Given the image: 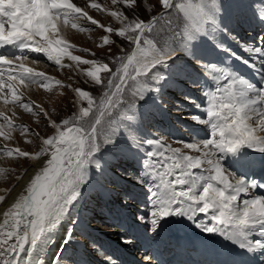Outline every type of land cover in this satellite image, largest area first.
<instances>
[{"label":"snow or ice","instance_id":"snow-or-ice-1","mask_svg":"<svg viewBox=\"0 0 264 264\" xmlns=\"http://www.w3.org/2000/svg\"><path fill=\"white\" fill-rule=\"evenodd\" d=\"M111 4L109 9L98 0H89L84 6L74 0H0V48L12 46L42 53L59 68L74 67L86 77L85 83L102 90V95L94 96L84 88L73 89L78 109L58 123L34 101L24 102L20 91L21 86L28 88L34 83L50 91L53 78L29 67L27 57L0 55V66L7 67V72L0 71V101L18 105L27 113L42 114L55 130L41 137L42 146L35 153L0 147V153L8 158L36 161L33 175L10 204L14 189L0 195V205H7L0 212V264H44L42 256L52 234L88 183L89 166L101 167L98 154L116 146L121 134H126L130 145L141 146L134 128L136 101L160 91L156 85L165 76L159 69H168L181 59L177 53L185 54L187 63L208 81L209 87L202 90L207 119H193L210 129L211 138L179 142L182 148L160 139L143 142L150 146L144 166L146 176L153 181L152 230L156 231L167 217L195 220L203 213L209 223L196 225L203 232L218 234L247 252H264V196L238 203L241 193L255 185L227 173L219 158V154L237 155L241 149L264 154V47L245 49L260 58L257 68L216 43V33L221 31L217 0H156L155 5L144 9L145 14L152 12L147 20L137 15L143 0H111ZM89 8L107 14L119 27L100 23L89 14ZM257 17L264 23V7ZM82 19L106 33L100 48L113 45L116 37L127 42L128 49L108 62L73 55L70 49L77 46L64 38V31L69 27L88 31L79 23ZM205 39L250 67L257 80L251 81L230 65L204 62L196 42ZM65 58L73 64H65ZM54 83L62 84L58 79ZM0 120V138L11 139V131L17 126L3 111ZM29 133L31 129L22 126V134ZM3 172L5 169L0 168ZM66 236L65 244L72 239L71 231L66 230Z\"/></svg>","mask_w":264,"mask_h":264},{"label":"rangeland","instance_id":"rangeland-1","mask_svg":"<svg viewBox=\"0 0 264 264\" xmlns=\"http://www.w3.org/2000/svg\"><path fill=\"white\" fill-rule=\"evenodd\" d=\"M219 1L220 11L218 14L224 21V26L234 28L235 25H233L231 22V17H229V14L227 13L224 2L230 3L231 14H233L236 4L231 3V0ZM88 2H85V4H87ZM98 2L109 9L113 7L110 3V0H98ZM155 3L156 0H143L142 8L138 10L137 15L147 20L152 15V12H148L147 14H145L144 9L151 8L153 5H155ZM146 4H148V7L146 6ZM87 10L89 11V14L93 16V18L97 19L105 26L111 25L113 27H119L118 24H115L112 20H110V17L107 14H102L90 8ZM79 23L81 24V26L89 30L80 32L69 27L66 29L68 30V33L64 34L65 39L68 38L67 40L71 44L77 46L74 49H70L73 55H80L85 59L95 58L108 62L111 61L114 57L118 56V53H121L128 49L127 42H121L120 39L116 37H113V39L116 41L113 45L100 48L98 45L101 43V37L106 33L102 29L92 26L90 22L86 20L82 19L79 21ZM221 26L222 28L227 29L223 25ZM220 30L221 31L216 33V42L219 37L222 40L230 43L227 35L223 33L221 28ZM252 31V29L246 30L245 35H252L253 33H255ZM238 36L239 35H237V41L244 40L243 38H238ZM257 36L259 37L260 34H258ZM201 41L202 40L198 42L199 47L201 45H204L200 43ZM219 42L222 43L220 40ZM209 43L211 42L209 41ZM243 43L246 45H252L251 42L245 40ZM81 49H90V52H84L81 51ZM227 49H229L230 51L232 50V48L230 47ZM92 53H96V56L93 57ZM231 53H233V50ZM227 55L228 53L225 52L224 57H226ZM177 56L182 57L181 60H183L187 64L189 58L185 54L179 53L177 54ZM224 57H222V60ZM231 57L234 60L232 55ZM225 60L227 65H230L234 69H236L234 67V63L230 58H225ZM215 61L217 60L212 59L211 62L214 63ZM221 63L222 62H220V64ZM223 63L225 64L224 60ZM72 64L73 62L70 61L69 65ZM250 64L254 63L250 62ZM189 66H185V64H183L181 61H176L175 64L171 65L168 69L160 68L159 71L165 76V80L161 81L159 85H156L157 87H159L160 91L152 92L148 97H146L144 101L140 100L147 105V108L144 110V117L140 112L139 116H141L142 119L139 122L142 124L143 118H149V120H152V122L148 124L144 122L145 128L151 131L155 137L166 140L167 144H171L172 140L175 139V137H179L178 139H180L183 143H191L211 137L209 135L210 129L204 124L198 123L197 120L193 119V117L207 119L206 115L204 117L202 116V111L204 107H206V102L204 101V95L202 91L204 86L202 84L203 82L201 83V85L197 77V75H199V71L197 72V70H195L191 66L193 68L192 70V68ZM81 67L86 68L88 66ZM194 71H196L197 74H195ZM59 75L62 76L66 84L71 85V87H62L49 93H42L41 91L39 92L36 89H31L32 94H34L35 97H37L38 100L43 104V107L47 109L45 110L48 111L50 118L56 120L57 122H60L66 114H69L71 112L74 113L78 109V105L74 103L76 100V95L73 89L78 87L84 88L91 91L94 96L102 95V90L98 89L96 86H93L91 83H85L86 77L83 78L77 75L75 72H73L72 67H66L64 69V72ZM202 81L204 80L202 79ZM139 108H141V106ZM142 108L144 109V106H142ZM26 117L27 121L31 124L32 134L29 138L19 135V144L25 146L29 150L36 151L42 146L41 137H46L47 135L51 134V131H53L54 129H52L51 126L47 123L48 118L43 117L42 114L36 116L30 113L27 114ZM134 126L136 127V125ZM156 126L160 128L158 132L156 131ZM172 127L176 129L174 133L175 135H173L174 137L171 136V131L173 129ZM200 127L205 129L209 134L206 133L205 135H203L204 130H200V133H203L200 135L201 137L197 139V134H195L194 131L199 130ZM160 131L162 134L164 133L162 137L159 136ZM37 133L39 135H36ZM140 133L141 132L138 129V132L136 134V138L138 141L140 139V136L142 135ZM26 140L31 141V143H26ZM139 142L142 143L141 141ZM117 145L124 150V145H121L120 143H118ZM179 147H183L182 143L179 144ZM138 149L139 148L137 147L135 148V150ZM129 151L130 152L128 153H132L131 150ZM122 157L124 156L122 155ZM108 161L110 160L108 159ZM0 163H3L0 165H2L3 169H5L4 173H0V195H5L6 193H8V190L10 188L12 189L15 187L16 183L19 181L17 180L18 176L24 177L30 171L32 160L25 158H12L0 160ZM106 163L110 164L111 162L106 161L104 163V166L107 165ZM129 165L132 166V164ZM120 166L121 168H124V165L122 164L115 163L110 165V169L108 171V174L110 175L108 177L109 179L106 180L105 178L104 181L106 182H103V184L98 183L97 187H95L94 189L87 190L84 186L82 187V195L80 198L81 203L79 205L81 206L80 211L85 219V224H70L71 226L68 231H71L72 239L75 242L73 240H70L67 244H65L64 241L67 239V236L65 237L60 250L58 251V257L55 256L56 260L57 258L59 259V264H102L100 263V261H102V258H105L106 254L100 250L98 244L102 243L104 245H108V239L116 240V237L118 236L117 231L119 222H126L128 219H124L125 217L118 216L117 213L120 210H132L137 212L144 211L143 206L147 203L145 195L150 197L148 205L150 206V209L152 208V197L150 194L152 182L148 183L147 185L145 184V181L143 182V184H139V182L135 179V177L140 173L139 168L141 165L139 164V168L136 167V169L133 168V166L130 169H128L127 167H125V169H120ZM130 212L131 211H125V213ZM148 218H150V216H148L147 219ZM119 219L124 220L120 221ZM128 222L129 221H127L126 223ZM70 223H72V221ZM92 229H95V231H97L99 234H102L104 237L96 236L92 233ZM122 234L126 237V239H129L128 241H123V246L128 249L130 247L129 243L131 244L133 235L128 236L124 233ZM93 238L94 241L91 243L90 240ZM103 264H108V259H105V262Z\"/></svg>","mask_w":264,"mask_h":264},{"label":"bare ground","instance_id":"bare-ground-1","mask_svg":"<svg viewBox=\"0 0 264 264\" xmlns=\"http://www.w3.org/2000/svg\"><path fill=\"white\" fill-rule=\"evenodd\" d=\"M236 1H239L244 7L246 6H249L253 12H255L257 14L258 10L261 8V7H264V0H234V2ZM74 2H78V6H81V5H84L85 4V0H74ZM88 2V1H87ZM110 3H111V0H110ZM146 6L148 7V4H146ZM116 7H119V6H116ZM110 20H112L115 24H118L113 18L110 17ZM263 27H264V23H262ZM254 32V31H253ZM68 33V30H65L64 31V34ZM248 33V32H247ZM251 35V34H250ZM249 35V36H250ZM232 38V37H230ZM238 38H241L240 36H238ZM68 39V38H67ZM199 41H197L196 43L198 44ZM244 40L242 41H237V43H234L232 44L231 43V46H232V50H233V53H235L236 57H242L243 59H246L249 61V65L250 62L251 63H254L256 65L257 68H259L260 66V58L256 55H251L249 54L248 52L245 51V49L247 48H254V47H260L258 46L260 43H255L257 41H254V40H249V42L252 43V45H246L243 43ZM259 42V41H258ZM201 44H204L203 46L201 45L198 50L200 52V54L203 56V60L204 62H211L212 59H216L217 61H215L214 63L216 64H220V62H222L221 64H224L223 63V60H222V52L219 51L218 48L214 47L213 44L209 43V40L208 39H205V40H202L200 42ZM250 43V44H251ZM239 44V45H238ZM244 44V45H243ZM225 45H229L228 43H225ZM232 52V51H231ZM179 54V53H177ZM248 55V57H247ZM231 56V55H230ZM234 61L236 62L235 63V66L236 68H244V64L241 63V61L239 59H234ZM70 63V62H69ZM188 64V63H187ZM189 65V64H188ZM226 65V64H224ZM247 67V66H245ZM250 68V67H249ZM73 69V72H75L77 75H79L80 77H85L83 75H80L78 70H76L74 67H72ZM237 70V69H236ZM198 72V71H197ZM198 74L200 75V72H198ZM202 77V79L204 80L203 81V85L208 88L209 87V84H208V81L206 80V78L203 76V75H200ZM247 78L250 79L251 81L255 82L257 79H256V76L254 74H251L249 73L247 75ZM37 90V89H36ZM39 91V90H37ZM40 92V91H39ZM38 93V92H37ZM77 105V104H76ZM140 114V113H139ZM139 114H135V125H136V131H135V135L137 134L138 132V129L140 130L141 129V126L142 124L139 122L142 117L139 116ZM154 115V114H153ZM154 118V117H153ZM144 119V118H143ZM154 123V122H153ZM148 124V123H147ZM174 127V126H173ZM172 127V128H173ZM171 128V129H172ZM175 130V129H173ZM158 131V130H156ZM171 131V130H170ZM161 133V131L159 132ZM203 133V132H202ZM205 133V131H204ZM208 133V132H207ZM164 134V133H163ZM180 134V133H178ZM184 134V133H183ZM209 134V133H208ZM175 135V134H174ZM157 136V135H156ZM172 136V135H171ZM184 136V135H183ZM197 136V135H196ZM208 136V135H207ZM174 137V136H173ZM181 137V136H180ZM150 137H148L147 140H149ZM176 138V137H175ZM179 138V137H178ZM211 138V137H210ZM147 140H143L142 143H141V146L139 147L138 150H135L136 147L130 145L128 139H127V136L126 134H121V136H119V143L121 145H124V149L128 148L129 150L132 151V153H126V152H123L124 150L121 149V147H118L117 146H110V147H107L108 150L106 152L103 151L102 155L101 154H98V158H100V163L104 160V156L106 157V160L105 162H110L107 160V158L110 160V159H116L118 157H122V155L124 156V158H128L131 162H132V159H135L138 164H140V168H142L143 170L147 171L145 169V166H144V161L146 159V156H145V153L146 151L150 150V146L146 143H143L144 141H147ZM140 141V140H139ZM122 154V155H121ZM229 156L233 159L234 161V164L237 165V166H242L243 164L246 163V160H248L247 156L243 153H239L237 155H232V154H229ZM260 158L262 159L263 156L261 155ZM104 162V163H105ZM104 163H103V166H104ZM107 164V163H106ZM31 169L30 171L24 176L22 177V179H20L14 188L12 192H11V196H9V199H8V204H10L12 202V199L18 194L21 192L23 186L27 183L28 179L33 175L34 171L36 170V161H33L32 160V163H31ZM29 166V167H30ZM105 167V166H104ZM88 178L90 179V177L88 176ZM88 179V180H89ZM17 181V180H16ZM145 181V180H144ZM151 183V182H150ZM13 184V183H12ZM153 184V183H152ZM96 184H93L92 186H95ZM97 187V186H96ZM11 189V188H10ZM88 189H93V187H89ZM87 189V190H88ZM2 190V189H1ZM7 191V190H5ZM91 191V190H90ZM5 195H8V193H6ZM7 205H1V208H0V212H2L4 210V208L6 207ZM80 205H79V200L71 207L70 211H69V214L68 216L66 217V219L62 222V224L57 228V230L52 234V240L50 242L49 245L46 246L45 248V251L43 253V256H42V259L44 260V264H50V261L51 259L53 258V256L57 253L58 249H59V246L62 245L63 241L62 239L60 238L63 234H64V231L65 229H67L66 227L67 226H70V223L71 221L72 222H79L80 225L82 224H85L84 223V217L83 215L81 216V213H80ZM132 212V211H131ZM130 212V213H131ZM74 214H77V215H74ZM134 216H136L135 214H133ZM74 218V219H72ZM134 220H137V219H134ZM126 226L127 228H129L130 226H133L131 224V221H129L128 223H126ZM117 227V226H116ZM160 227H161V230H162V233L159 235V236H163L166 234L168 235H171L173 232H180L181 236L187 238L188 236V228H190V224L188 222V219L186 217H167L165 218L164 220L161 221V224H160ZM124 228V227H123ZM121 228V229H123ZM180 228L182 229L181 231ZM183 230H186V231H183ZM159 236H156V237H159ZM130 238V237H129ZM125 242V241H124ZM130 242V241H129ZM158 243V242H157ZM126 244V243H125ZM196 244L199 245L200 243L196 241ZM130 245V243H129ZM127 245V246H129Z\"/></svg>","mask_w":264,"mask_h":264}]
</instances>
